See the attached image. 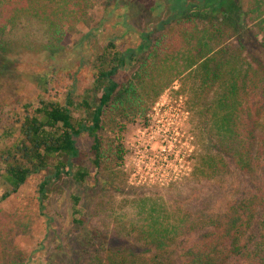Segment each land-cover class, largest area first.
I'll use <instances>...</instances> for the list:
<instances>
[{"label": "rangeland", "instance_id": "1", "mask_svg": "<svg viewBox=\"0 0 264 264\" xmlns=\"http://www.w3.org/2000/svg\"><path fill=\"white\" fill-rule=\"evenodd\" d=\"M237 1L247 9L246 0ZM41 2L56 13L54 20L19 16L0 33V148L10 142L3 130L23 103L34 105L38 96L60 103L67 94L76 101L92 96L93 54L107 41H113L119 51L140 43L148 46L131 66L122 69L119 85L103 112L99 136L104 156L99 167L90 166L89 138L80 132L74 137L77 157L71 161L88 167L82 183L68 176L52 179L49 166L27 176L0 201V264H101L103 253L120 251V244L141 246L144 225H169L184 210L219 213L251 190L252 177L216 150L209 133L214 101L210 71L232 58L252 64L229 21L220 14L193 20V54L198 51L200 57L209 52L207 56L215 60L205 68L198 61L172 79L140 113L129 95L138 93L140 80L146 79L144 72L148 73L156 56L155 39L174 24L166 20L170 15L167 0ZM254 17L251 14L247 20L250 32L264 48V36ZM143 35L150 42L143 41ZM40 75L45 76L43 81ZM72 116L78 118V112L72 110ZM263 123L261 116L258 124ZM116 143L124 151L120 164L109 155ZM209 158L214 164L210 172ZM42 181L46 199L41 206L38 189ZM71 194L79 197L80 214L108 240V247H81L75 242L69 217ZM193 234L188 240L194 241L200 232Z\"/></svg>", "mask_w": 264, "mask_h": 264}, {"label": "trees", "instance_id": "2", "mask_svg": "<svg viewBox=\"0 0 264 264\" xmlns=\"http://www.w3.org/2000/svg\"><path fill=\"white\" fill-rule=\"evenodd\" d=\"M41 1L0 0V33L19 16L54 20L56 13ZM167 4L170 15L166 20L174 24L155 39L154 61L151 68L146 67L150 70L144 72L146 79L140 80L138 93L134 96L130 93L129 100L143 113L146 102L172 79L198 61L204 68L214 61L213 56H207L209 52L200 57L198 51L193 54L196 33L193 20L220 14L232 24L238 44L249 51L252 64L232 58L210 71L209 86H214V101L209 133L214 137L216 150L229 156L252 177L253 187L219 213L192 214L184 210L169 225L142 226L141 246L120 244V251L103 253L101 264H264V123L258 124L259 118H264V48L251 34L247 21L255 14L264 36V0H246V10L237 0H167ZM142 37L143 41H149L147 36ZM147 46L140 43L119 51L113 41H107L100 47L91 62L92 96L76 101L67 94L64 103L38 96L34 105L22 104L13 114L11 125L3 130L4 137L11 140L0 148V201L15 192L27 176L49 166L52 179L68 176L73 182L82 183L88 167L71 161L77 157L74 137L80 132L89 138L90 166L99 167L104 156L99 136L103 112L119 85L122 69L131 66L137 60L136 55ZM40 78L43 81L45 76ZM72 110L78 112V118L72 116ZM123 152L116 143L109 152L110 159L120 164ZM212 162L209 158L206 163L209 172L214 171ZM45 185V181L40 182L38 189L41 206L46 199ZM69 200L75 242L81 247H108V240L80 214L79 197L71 194ZM196 232H200L199 236L194 241L188 240L187 236Z\"/></svg>", "mask_w": 264, "mask_h": 264}]
</instances>
